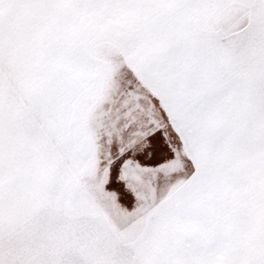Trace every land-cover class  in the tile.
<instances>
[{
    "label": "snow or ice",
    "instance_id": "snow-or-ice-1",
    "mask_svg": "<svg viewBox=\"0 0 264 264\" xmlns=\"http://www.w3.org/2000/svg\"><path fill=\"white\" fill-rule=\"evenodd\" d=\"M0 264H264V0H0Z\"/></svg>",
    "mask_w": 264,
    "mask_h": 264
}]
</instances>
